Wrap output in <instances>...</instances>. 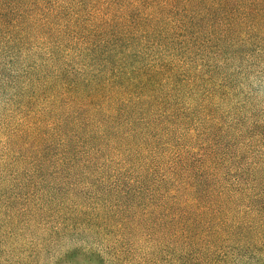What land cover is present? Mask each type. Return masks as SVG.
Returning <instances> with one entry per match:
<instances>
[{
	"label": "trees",
	"instance_id": "obj_1",
	"mask_svg": "<svg viewBox=\"0 0 264 264\" xmlns=\"http://www.w3.org/2000/svg\"><path fill=\"white\" fill-rule=\"evenodd\" d=\"M251 72L264 0H0L1 253L37 264L86 227L126 264L172 220L197 231L180 262L264 264V118L235 99Z\"/></svg>",
	"mask_w": 264,
	"mask_h": 264
},
{
	"label": "rangeland",
	"instance_id": "obj_2",
	"mask_svg": "<svg viewBox=\"0 0 264 264\" xmlns=\"http://www.w3.org/2000/svg\"><path fill=\"white\" fill-rule=\"evenodd\" d=\"M235 85V99L239 100L246 95L245 103L250 109V114L254 119L264 118V83L260 81L255 74L251 72L239 78H236ZM65 192V191H64ZM63 192V196L66 194ZM76 191H73L69 196L75 203L71 206L76 207ZM70 203V200H67ZM55 220V217H52ZM50 224H56L53 221H49ZM159 232L153 234L150 231H144L129 238V244L125 253L126 264H134V260L137 264H188L187 261L180 262V257H190L191 255V243L196 241L197 231H187L189 228L188 222L178 223L172 220L161 221L160 223H154ZM174 226L176 230L169 231L165 229L167 227ZM34 235L43 236L49 241V231H39L36 229H25L22 232V236L27 239ZM97 233L90 231L86 227H79L65 229L62 228L57 235L58 238L50 240L44 247L37 264H100L98 259L99 252L103 261H107L110 264H117L110 262L111 255L106 251L105 245L102 250V243L99 242V236ZM23 237L19 236L16 243L22 241ZM15 243V244H16ZM107 245V243H106ZM152 246H154L152 248ZM2 247H0L1 250ZM158 250V251H157ZM215 251V261L213 264H240L241 261L246 260V256L232 255L231 252H227L230 257L225 261H222V254L227 251V247ZM105 263V264H108ZM251 264V262H248ZM0 264H10L8 262V255L2 254L0 251ZM34 264V263H33ZM190 264V263H189Z\"/></svg>",
	"mask_w": 264,
	"mask_h": 264
}]
</instances>
